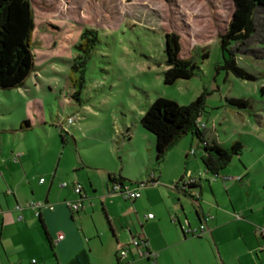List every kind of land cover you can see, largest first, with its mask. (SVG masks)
Segmentation results:
<instances>
[{"label":"rangeland","instance_id":"1","mask_svg":"<svg viewBox=\"0 0 264 264\" xmlns=\"http://www.w3.org/2000/svg\"><path fill=\"white\" fill-rule=\"evenodd\" d=\"M32 4L36 70L22 88L0 90V152L7 156L15 149L29 152L37 170L48 154L55 166L61 159V168L77 165L80 156L90 169L124 168V178L146 183L143 164L155 138L141 119L149 106L158 98L189 106L206 92L207 118L198 123L209 144L229 147L240 141L244 146L241 157L222 172V180L236 185L230 194L237 212L228 203L229 213L233 219L245 215L250 223L246 244L258 248L253 233L264 230V9H256L249 37L224 52L221 37L232 20L233 0H32ZM86 30L98 37L87 61L84 49L77 48ZM172 34L179 37L181 58H192L198 69L191 80L165 85V73L171 69L166 65L165 37ZM205 54L209 57L203 60ZM225 60L233 62L234 69L226 70ZM63 117H75L68 134ZM26 121L32 127L28 134L20 131ZM56 127L69 138L66 145L61 140L62 152ZM190 139L175 149L176 154L188 151V167L178 156L160 165L168 176L175 164H182L180 178L186 183L190 174L203 175V151L195 140L197 155H190ZM239 165L254 169L248 175L242 170L241 176ZM85 173L98 177L97 172ZM238 178L243 184L236 182ZM146 186L141 188L144 194Z\"/></svg>","mask_w":264,"mask_h":264},{"label":"crops","instance_id":"2","mask_svg":"<svg viewBox=\"0 0 264 264\" xmlns=\"http://www.w3.org/2000/svg\"><path fill=\"white\" fill-rule=\"evenodd\" d=\"M39 120L44 121L43 116ZM31 128V124L27 129L21 124L20 131L28 134ZM55 138L62 152V142L68 144L69 138L60 132ZM190 140L191 150L195 139ZM154 144L149 146L144 172L147 181L152 175L157 179L158 172L157 180L162 184L155 181V185L146 186L145 194L139 189L141 198L131 201V205L130 200L112 192L109 182L111 175L124 178V168L90 169L80 156L77 165L61 168V159L55 166V159L48 154L37 170L29 152L15 149L8 156L0 152V264H119L118 253L129 249L135 239L146 241L156 258L139 257L131 250L123 264H264L259 232L253 233L258 248L256 244L247 246L245 231L249 222L245 215L235 220L229 213L230 207L237 212L230 194L236 185L225 183V174L221 173L218 181L202 182L192 190V195L199 198L195 204L175 188L181 179L182 164H175L166 176L161 172L162 165H156ZM176 148L165 160L178 156L177 160L184 159L188 167V151L176 154ZM201 168L203 172L202 164ZM238 168L241 176L254 169L244 165ZM85 170L97 172L98 177L83 174ZM236 182L243 184V178ZM133 184L126 185L135 189ZM76 185L83 187L81 195L75 192ZM78 201L83 209L72 213L66 204ZM31 203L42 207L35 209ZM18 205L21 211L15 209ZM150 214L154 219L147 218ZM202 225L206 230L201 234ZM59 236L64 239L58 241ZM240 241L244 247L238 245Z\"/></svg>","mask_w":264,"mask_h":264},{"label":"trees","instance_id":"3","mask_svg":"<svg viewBox=\"0 0 264 264\" xmlns=\"http://www.w3.org/2000/svg\"><path fill=\"white\" fill-rule=\"evenodd\" d=\"M233 3L232 20L227 33L221 37L224 52L228 46L242 42L249 37L254 29L253 18L256 9L258 7L264 9V0H233ZM35 27L32 0H0V90L22 88L25 81L35 72V55L32 48ZM97 43L98 37L95 31L86 30L82 34L81 42L77 48L84 49L85 61L89 59V55ZM180 48L178 35H166V65L171 69L165 73V85H173L178 80H191L198 69L192 62V58H181ZM208 57V54L202 55L203 60ZM225 61L226 70L228 67H234L233 62ZM237 72L242 78H248L243 71L237 70ZM207 96L208 94L203 92L189 106H180L175 102L158 98L142 117L141 125L155 138L156 165L163 164L169 152L178 146L185 137L191 136L198 141L203 151L201 162L204 167V181L216 182L220 174L231 165L234 158H239L242 155L244 146L240 141L233 142L229 147L220 146L215 142L212 145L209 144L205 131L198 123L200 118L203 120L207 118ZM22 127L30 128L29 122H24ZM203 178L191 179L188 183L182 178L175 188L198 204L199 198L192 195V190L200 187ZM109 182L112 192L122 197V193L116 192L114 188L116 186L124 188L129 186L126 184H133L121 176L115 175L109 177ZM142 184L153 185L150 179L146 183L133 185L136 186L135 189H138Z\"/></svg>","mask_w":264,"mask_h":264},{"label":"built area","instance_id":"4","mask_svg":"<svg viewBox=\"0 0 264 264\" xmlns=\"http://www.w3.org/2000/svg\"><path fill=\"white\" fill-rule=\"evenodd\" d=\"M63 120V123L61 124H64V132L68 134L69 132V129L74 126V123H75V117H67V118H62ZM190 155H195V150H191L190 151ZM16 160V159H15ZM154 176V175H152ZM152 176L150 177V182L151 184L155 185V182L152 181ZM203 175H199V178L197 177H194L192 176V174H190L189 176V181L191 179H200V178H203L202 177ZM41 183L44 182V179H41L40 180ZM188 183V182H187ZM145 185L142 184L140 186V188L138 189H132L131 187L129 186H125L124 188H121L119 186H116L114 188V190L116 192H121L124 199L126 200H131V201H135L139 198H141V193L139 191V189H141L142 187H144ZM82 190H83V187L81 185H76L75 186V192L79 195H81L82 193ZM68 209L72 212V213H78L80 212L82 209H83V203L81 201H78V202H75V203H67L66 204ZM31 207L35 208V209H39L40 207H42V205H38V204H35V203H31L30 204ZM16 210L18 211H21L22 208L18 205L16 206L15 208ZM39 215V213H38ZM148 219H154V215L150 214L147 216ZM236 218H240L239 215L236 216ZM206 230L205 226L202 225L200 227V233H204ZM260 233V237H261V245H260V250L261 251H264V230H260L259 231ZM64 239V236H59L58 237V241H61ZM131 250H135L138 254L139 257H144V258H156V255L155 254H150V251L148 250V244L146 241H144L143 239H135L132 241L131 245H130V248L129 249H123V250H120V252L118 253V260L121 264L124 263V260L125 258L127 257L128 253H130ZM32 264H37L36 261H33Z\"/></svg>","mask_w":264,"mask_h":264},{"label":"water","instance_id":"5","mask_svg":"<svg viewBox=\"0 0 264 264\" xmlns=\"http://www.w3.org/2000/svg\"><path fill=\"white\" fill-rule=\"evenodd\" d=\"M187 226H189V224L187 223ZM121 264V263H120Z\"/></svg>","mask_w":264,"mask_h":264}]
</instances>
